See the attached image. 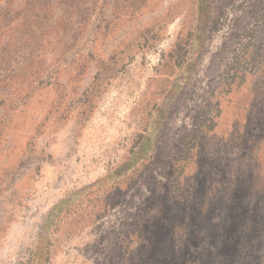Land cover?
I'll return each instance as SVG.
<instances>
[{"label": "rangeland", "instance_id": "1", "mask_svg": "<svg viewBox=\"0 0 264 264\" xmlns=\"http://www.w3.org/2000/svg\"><path fill=\"white\" fill-rule=\"evenodd\" d=\"M0 264H264V0H0Z\"/></svg>", "mask_w": 264, "mask_h": 264}]
</instances>
